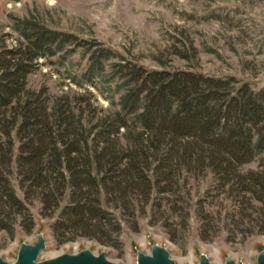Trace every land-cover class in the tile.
<instances>
[{"label": "trees", "instance_id": "obj_1", "mask_svg": "<svg viewBox=\"0 0 264 264\" xmlns=\"http://www.w3.org/2000/svg\"><path fill=\"white\" fill-rule=\"evenodd\" d=\"M12 20L15 43L0 44V231L14 236L19 222L33 233L30 206L37 203L63 242L113 245L123 222L139 231L138 213L150 205L159 218L166 205L175 212L188 180L211 175L242 211L259 213L264 232V90L191 70H148L35 16ZM172 47L181 59L199 61L193 44ZM78 49L88 65L72 81L102 84L96 90L109 107L86 88L60 96L28 88L39 59ZM255 160L259 168L245 172Z\"/></svg>", "mask_w": 264, "mask_h": 264}, {"label": "rangeland", "instance_id": "obj_2", "mask_svg": "<svg viewBox=\"0 0 264 264\" xmlns=\"http://www.w3.org/2000/svg\"><path fill=\"white\" fill-rule=\"evenodd\" d=\"M31 16L52 30L97 40L148 70H191L209 77L235 78L257 92L264 90V0H0V44L1 39L10 46L15 43L12 17ZM190 44L199 51L198 62L174 54L173 45ZM38 62L28 77L30 90L46 88L51 96H60L86 88L98 95L104 108L109 107L96 90L105 88L102 84L79 88L72 81L87 68L84 50L69 55L62 52ZM260 163L255 160L243 170H256ZM13 184L22 198L15 179ZM215 186L211 175L189 179L175 212L166 205L167 212L159 218L157 207L150 205L146 215L138 213L139 231L123 222L122 233L109 246L86 238L63 242L52 232L53 220L41 219L39 204L34 203L30 206L37 217L34 232L26 233L19 222L14 236L0 231V257L14 262L20 245L34 244L43 233L47 248L38 261L89 249L96 255L105 252L117 264H137V251L150 253L153 245H160L176 264H198L201 254L212 264H224L228 257L257 264L258 254L264 251L259 213L246 206L242 211Z\"/></svg>", "mask_w": 264, "mask_h": 264}, {"label": "water", "instance_id": "obj_3", "mask_svg": "<svg viewBox=\"0 0 264 264\" xmlns=\"http://www.w3.org/2000/svg\"><path fill=\"white\" fill-rule=\"evenodd\" d=\"M47 248V239L43 233L38 234L34 244L22 243L19 247L17 258L14 262H8L0 257V264H117L107 258L105 252L96 255L91 250L85 249L76 253H65L55 258L38 261L39 255ZM137 264H176L171 258L170 252L163 246L153 245L150 253L137 251ZM198 264H212L206 254L200 255ZM224 264H243L232 258H226ZM257 264H264V251L257 256Z\"/></svg>", "mask_w": 264, "mask_h": 264}, {"label": "bare ground", "instance_id": "obj_4", "mask_svg": "<svg viewBox=\"0 0 264 264\" xmlns=\"http://www.w3.org/2000/svg\"><path fill=\"white\" fill-rule=\"evenodd\" d=\"M218 259V258H217Z\"/></svg>", "mask_w": 264, "mask_h": 264}]
</instances>
